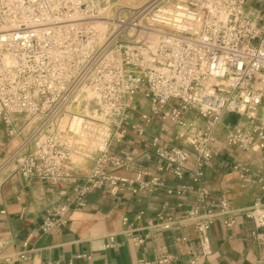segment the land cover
Instances as JSON below:
<instances>
[{
    "label": "built area",
    "instance_id": "1",
    "mask_svg": "<svg viewBox=\"0 0 264 264\" xmlns=\"http://www.w3.org/2000/svg\"><path fill=\"white\" fill-rule=\"evenodd\" d=\"M242 1L148 0L124 6L114 0H0V121L15 137L14 116L35 120L10 161L23 178L54 185L72 178L74 154L95 161L85 183L73 187L74 197L47 210L43 232L66 226L71 203L81 208L91 191L109 187L114 193L124 182L108 169L126 166L128 158L110 148L130 129L144 134L130 115L141 93L151 115L181 128L178 137L191 148L168 149L160 146V138L153 139L158 169L167 167L177 178L194 159V180H200L213 158L214 130L223 114L245 118L244 125L229 132L227 144L262 153L258 175L242 169L240 178L261 188L262 197L241 213L254 223L256 240L264 243V11L248 10ZM78 97L97 101L100 117L71 114L60 130L61 117ZM189 110L205 119L204 128L187 123ZM150 117L142 116L147 123ZM142 176L139 172L140 190L164 186L159 177L141 181ZM198 194L183 222L197 231L205 256L211 227L217 221L231 227L236 210L223 196L212 199L206 188ZM178 225L160 217L164 230ZM198 259L193 253L192 263ZM168 260L162 256L134 264Z\"/></svg>",
    "mask_w": 264,
    "mask_h": 264
},
{
    "label": "crops",
    "instance_id": "2",
    "mask_svg": "<svg viewBox=\"0 0 264 264\" xmlns=\"http://www.w3.org/2000/svg\"><path fill=\"white\" fill-rule=\"evenodd\" d=\"M114 1L134 6L148 0ZM131 109V122L142 126L144 134L140 136L130 129L123 140L110 148L114 154L128 158L126 166L108 169L124 182L118 183L114 193L109 187L91 191L81 208L71 203L66 226L48 233L41 229L47 210L74 197L73 187L85 183L95 161L74 154L72 178L56 185L25 179L10 157L29 137L35 124L26 131V119L16 115L18 135L9 137L0 121V211H4L0 214V264H134L162 256L169 257L164 264H193V253L199 255L196 264H264V243L256 240L254 223L241 213L263 194L260 186L240 178L242 169L252 177L258 175L262 153L227 144L229 132L236 125H244L245 118L223 114L214 130L213 158L196 182L194 159L185 165L182 178L175 177L167 167L163 171L158 169L155 137L160 138V146L164 148L191 150L178 137L181 128L152 116L151 105L145 98H136ZM143 115L151 116L150 122L144 121ZM184 118L197 129L206 125L205 119L194 110L187 111ZM139 172L143 173L141 181L159 177L164 186L153 192L140 190ZM201 187L210 191L212 199L227 198L236 210L231 227L221 221L211 227L210 254L205 256L197 231L183 222L196 204ZM160 217L173 220L179 224L178 228L162 229ZM22 254L27 256L26 260L21 259Z\"/></svg>",
    "mask_w": 264,
    "mask_h": 264
},
{
    "label": "rangeland",
    "instance_id": "3",
    "mask_svg": "<svg viewBox=\"0 0 264 264\" xmlns=\"http://www.w3.org/2000/svg\"><path fill=\"white\" fill-rule=\"evenodd\" d=\"M242 3L244 6L249 10L251 7L260 8L262 11H264V3L259 2H253L250 0H243ZM141 97L144 98L141 93H139L136 98ZM79 115L84 116L86 118L95 120L100 117V111L97 101L91 100V99H81V97L76 98L75 102H72L71 105L68 107L66 113L61 117L60 123H59V129L64 130V128L67 126L68 120L70 115ZM132 114V109H130V115ZM21 118H25V128L26 131L29 130V128L33 125L34 119L33 118H27L25 115H19ZM18 116V117H19Z\"/></svg>",
    "mask_w": 264,
    "mask_h": 264
},
{
    "label": "bare ground",
    "instance_id": "4",
    "mask_svg": "<svg viewBox=\"0 0 264 264\" xmlns=\"http://www.w3.org/2000/svg\"><path fill=\"white\" fill-rule=\"evenodd\" d=\"M154 40L157 41L158 40L157 37ZM97 143H98L99 146H101L103 144L101 140H98Z\"/></svg>",
    "mask_w": 264,
    "mask_h": 264
}]
</instances>
